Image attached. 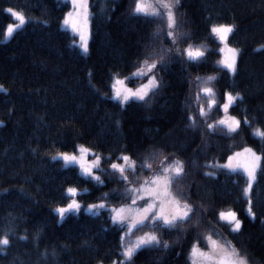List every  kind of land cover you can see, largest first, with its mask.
I'll return each instance as SVG.
<instances>
[{"label":"trees","instance_id":"1","mask_svg":"<svg viewBox=\"0 0 264 264\" xmlns=\"http://www.w3.org/2000/svg\"><path fill=\"white\" fill-rule=\"evenodd\" d=\"M135 3L89 0L90 38L83 53L62 26L68 3L0 0V85L7 90L0 91V237L7 234L9 239L8 246H0V264L125 261L120 237L127 229L112 222L110 209H81L62 218L56 212L70 199L68 187L78 190L75 198L81 205H127L126 185L110 169L122 154L137 164L135 175L125 173L130 187L157 172L164 155H174L186 175L174 182L172 192H183L197 206L186 223L133 230L137 237L154 232L160 244L138 249L125 264H193L192 244L204 252L208 236L227 237L220 249L235 248L247 264H264V139L254 135L256 130L264 132V0H180L174 13L177 31L186 38L178 40L177 47L191 44L204 56L189 62L173 53L155 72L157 91L144 101L121 104L111 96L113 76L130 77L146 51L172 48L165 36L166 17L135 15ZM8 8L22 12L26 23L4 40L7 24L14 21ZM217 24L233 25L228 43L238 49L235 74L219 63V42L210 32ZM209 76L215 79L207 85L196 81ZM144 81L127 80L130 85ZM204 86L215 95L197 97ZM225 92L242 97L228 109L240 126L235 133L224 127L209 132L207 124H215L223 114ZM209 99L216 102L211 110ZM201 105L207 116L192 127L187 116L196 118ZM79 144L103 158L104 171L94 170L103 183L82 176L75 164L52 159L61 152L78 154ZM246 146L261 158L247 197L245 175L216 166ZM145 161L152 172L139 167ZM249 199L254 216L247 211ZM201 208L206 211L201 213ZM226 209L241 220L238 233L218 220ZM215 255L219 258L223 252Z\"/></svg>","mask_w":264,"mask_h":264},{"label":"snow or ice","instance_id":"2","mask_svg":"<svg viewBox=\"0 0 264 264\" xmlns=\"http://www.w3.org/2000/svg\"><path fill=\"white\" fill-rule=\"evenodd\" d=\"M180 0H157V3L154 7H151L149 10V6L145 5L142 0H136L135 6L133 8V14L135 15H144L146 17H159L161 19L166 17L167 20V29L165 36L172 44V48L169 49H161L159 53L155 50L146 51L144 53V58L138 61L137 71L130 74V77H125L124 80L113 77L114 83L112 84V92L113 98L118 99L121 104H124L130 100H138L144 101L146 97H148L151 93H154L158 90L160 86V81L157 79L155 72L157 68H162L165 65L166 59L171 58V55L174 53L177 58L183 56L186 59L191 61H196L204 56V52L199 48L193 49L192 45L189 44L186 48L177 47L178 40L182 38H186L185 33H181L177 31L179 25L176 23V17L174 13V9L179 6ZM72 5L74 9H76L75 15L77 18L83 14L84 22H87V0H72ZM7 11L11 14V16L18 21L16 25H8L7 30L5 32V36H11L15 29L19 26H22L26 23L25 15L20 11H14L12 8H8ZM73 16L72 12H69L64 20L65 24L69 23V18ZM73 26L75 28V22H73ZM233 25H213L210 28V32L214 34L219 40L223 43L228 38L229 34L233 32ZM81 47L84 52H87V44L85 41V37L81 34ZM224 49H221L223 52ZM230 53L229 57L220 61V64L223 65L230 73L235 74L237 71L236 64V49H228ZM159 56V59H154L155 56ZM151 61V62H149ZM137 77H143L147 80L146 83L141 84L135 90L130 88H121L117 87L118 85H123L125 80L135 79ZM215 77L209 76L206 80L201 81L199 77L196 78L198 84H209ZM0 91L7 92V90L0 85ZM200 93L204 94L206 97H213L215 95L213 89L211 87H201L197 97H199ZM225 103L220 107L222 110L227 113L230 106L236 100L242 99L239 93L233 95L232 93L225 92L224 93ZM215 100L209 99L208 101V109L211 110L215 104ZM207 116V113L204 110V107L201 105L199 107L198 114L196 118L192 115L187 116V120L189 125L195 127L196 119H203ZM241 121L237 120L235 117L225 116V118H221L216 121L215 124H207V129L211 132L215 127H224L227 129L228 133L237 132ZM244 123L247 124L248 120L245 119ZM254 135L259 136L261 139H264V132H260L256 130ZM35 151V150H33ZM80 153L79 157L76 155H70L66 152L57 153L56 156H53L52 159L60 158L64 161L65 164H69L72 162H76L79 164L81 172L91 177L92 180L103 183L100 180L99 176L94 175V170L104 171V169L100 168V164L102 161V157L99 154L94 155V159L91 162L85 160V156L89 153V149L80 146L78 148ZM245 153H251L253 158V163L250 165H243L245 172L247 173V187L243 189L244 195L247 197L252 189L253 183L256 180V172H257V164L256 161H259L261 158L256 156L251 149H244ZM236 156H239L240 153H236ZM119 162H112L110 164V169L113 174H118V178L122 181L125 187V193L127 194L128 203L127 205H121L120 207H114L110 209L111 212V220L114 224L118 225L121 228H126L127 233H131L133 229H138L142 227H149L152 229L156 228H172L178 222L186 223L191 219L192 215L195 214L197 206L193 205L189 198L184 195L183 192H178L176 195L172 192V185L175 181L181 179L186 175L184 164L177 159H172L169 163V157L165 156L160 163V168L158 171L144 178L141 181H138V187H130L132 181L129 180L128 176L125 175L126 172H131L135 175V169L137 168L136 161L132 159L130 155H120L117 158ZM233 157H228L229 162H231ZM139 167L142 170H147L148 172H152V165L147 161L142 162ZM223 167L233 169L234 166L231 163L224 165ZM236 167H241V165H237ZM205 176H213L214 173L206 172ZM67 193L70 196H75L77 194V189L75 187H70L67 190ZM249 207L247 209L249 216H254L255 214L252 211V201L248 200ZM80 205L73 200L71 203L67 205V207L57 208L56 212L63 217L65 213L71 210L79 209ZM105 204H93L89 205V209L95 208H104ZM201 213L206 211V209L201 208ZM218 220L226 223L230 226L231 231L238 233L241 230L242 222L237 217V213L234 211H229L225 213L224 211H220L218 213ZM195 227V225H193ZM24 239V237H21ZM121 241H123L124 236L120 237ZM205 239L209 242L208 253L201 252L197 247L196 243L192 244L191 255L194 258L193 264H202V261L207 262V264H247L246 259L240 256L239 252L235 248H231L230 251H225L224 249H220L217 242L212 239L211 236L205 237ZM160 241L154 232H145L143 236L137 238L134 243L129 244L128 246H123V251L121 255L125 258V261H131L133 255L137 252L138 249L144 247H153L159 246ZM9 239L7 234L4 237H0V246H8ZM164 247H168L165 242ZM223 252L219 258L216 257L217 252ZM125 261H121L120 264H125ZM113 264H117L116 261H113Z\"/></svg>","mask_w":264,"mask_h":264},{"label":"rangeland","instance_id":"3","mask_svg":"<svg viewBox=\"0 0 264 264\" xmlns=\"http://www.w3.org/2000/svg\"><path fill=\"white\" fill-rule=\"evenodd\" d=\"M60 1H61V2H66V3L69 4V5H68V9H67V11L65 12V15H64V17H63V19H62V26H63L64 28L68 29V30H69V31L75 36V42H74V43L77 45V47L80 49V51H82L83 53H85L84 50H83V48L81 47V39H80V37H81V34L84 35V37H85V41H86V44H87V49H88V42H89V38H90V18H89V17H90V13H89V0H87L88 8H87V22H86V23L84 22L83 14H82V13H81V16H80L79 18L76 17V15H75L76 9H74V7H73V5H72V0H60ZM142 2H143L145 5H148V6H149V10H151V7H154V6L156 5L157 0H142ZM69 12H72V13H73V16L69 18V23H68V24H65V23H64V20H65L66 15H67ZM73 22H75V28H74V26H73ZM10 24H12V25H16V24H18V21H16V20L14 19V21L8 23L7 26H6L5 32H6V30H7L8 25H10ZM217 25H219V24H217ZM225 25H229V24H225ZM230 25H231V24H230ZM19 27H20V26H19ZM17 28H18V27H17ZM17 28H16V29H17ZM16 29H15V30H16ZM5 32H4V40H7V39H9L11 36H7V37H6V36H5ZM217 41L219 42V48H220V53H221L220 61H222V60H224V59H226V58L229 57V55H230V53L228 52V49H229V48H231V49H236V50H237V55H238V49H237L236 47H234V46H231V45L228 43V38L226 39L225 42L222 43V42L219 40V38L217 37ZM222 48L224 49L223 52H221V49H222ZM200 50L203 51L202 49H200ZM236 59H237V56H236ZM220 61H219V63H220ZM149 62H151V61H149ZM221 65H222V64H221ZM222 66H223V65H222ZM224 68H225V67H224ZM225 69H226V68H225ZM136 71H137V69L134 70V72H136ZM134 72H133V73H134ZM231 74H233V73H231ZM113 77L118 78V79H121V80H124V79H125V77H122V76H113ZM146 82H147V80L144 81V82H142V83H140V84H138V85H130V84L127 82V80H125V83H124L123 85H118L117 87H121V88L126 87V88H130V89L135 90V89H136L137 87H139L141 84H144V83H146ZM113 83H114V79L112 78V84H113ZM111 96L113 97V92H111ZM116 100H118V99H116ZM118 101H119V100H118ZM119 102H120V101H119ZM226 115H227V116H231V117H235L237 120L240 121V119H239L238 117L231 115V114L229 113V111H228L227 113H225V112L223 111V114L219 117V119H221V118H225ZM80 146H83V145H80V144H79L78 148H79ZM83 147H84V146H83ZM84 148H87V147H84ZM246 148H247V149H251L252 152H254V153L256 154V156L260 157V156H259V153H258L255 149H253V148H251V147H249V146H246V147H243V148H241V149L235 150L234 152H232V153L228 156V157H230V156L233 157V159H232L231 162H229L228 157H227L224 161L219 162V163H216V166L219 167V168H223V169H227V170H231V171H233V169H229V168L223 167L224 165H226V164H228V163H231V164L234 166V170H237V171L242 172V173L245 175L246 180H247V173L245 172L244 167H242V166H243V165H250V164H252V163H253V158H252L251 153H245V152H244V149H246ZM87 149H88V148H87ZM77 151H78V150H77ZM93 153H95V152H93L92 150L89 149V153L85 156V160H87L88 162H91V161L95 158L94 155H93ZM236 153H240V155H239V156H236V155H235ZM72 154H73V155H76V156H78V157H79V155H80L79 152H78V154H77V152H74V153H72ZM95 154H98V153H95ZM99 155H100V154H99ZM100 156H101V155H100ZM165 156H167V157H169V158H172V159H176L175 156L172 155V154H166V155H164V156L162 157V159H163ZM116 162H119V161H116ZM69 164H75V165H77L78 168H79V172H80V174H81L82 176L89 177V176L84 175V174L81 172V169H80L78 163H76V162H72V163H69ZM256 164H257V169H258L259 164H260V160H259V161H256ZM237 165H241V167H236ZM159 168H160V166L158 165V169H159ZM155 173H156V172H153L151 175H153V174H155ZM94 175L97 176V174L95 173V171H94ZM151 175H149V176H151ZM245 187H247V184H246ZM68 188H70V187H68ZM68 188H67V189H68ZM77 192H78V190H77ZM66 193H67V191H66ZM67 195L70 196L68 193H67ZM73 200H75L76 203H78V204L80 205V207H79V209H77V210H71V211H69V212H72V211H80V210L82 209V210H84L85 212L96 213V212H98V211L100 210V208L89 209V205H93V204L81 205V204L77 201V199L75 198V196H70V199H69L68 203L65 204L64 206H61V207H67V205H68L69 203H71ZM95 204H100V203H95ZM120 206H121V205H119V206H105V207L108 208V209H112V208H114V207H120ZM61 207H59V208H61ZM221 211H224L225 213H227V212L232 211V210H230V209H226V210H221ZM67 213H68V212H67ZM65 214H66V213H65ZM59 217L62 218L60 215H59ZM133 230H135V229H133ZM132 232H133V231H132ZM132 232H131V233H127V230H126V231L123 233V236H124V239H123V246H128L129 244L134 243V242L137 240L138 237L144 235V234H142V235L136 237V236H132ZM129 235H131V237H130ZM213 240H215V241L217 242L219 248H222V247L224 246L223 243H226L227 237H224V238H221V239H213ZM199 250H200L201 252H203L201 249H199ZM122 251H123V247H122ZM204 252H205V253H208V252H209V247H208V248H204ZM190 255H191V253H190ZM191 259H192V262H193L194 259H200V258H194V257L191 255ZM202 264H207V262L202 261Z\"/></svg>","mask_w":264,"mask_h":264}]
</instances>
